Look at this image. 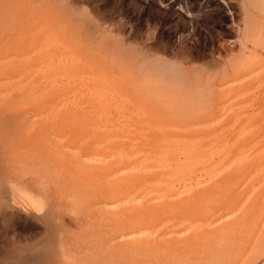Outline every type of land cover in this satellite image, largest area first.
I'll list each match as a JSON object with an SVG mask.
<instances>
[{
  "label": "rangeland",
  "instance_id": "1",
  "mask_svg": "<svg viewBox=\"0 0 264 264\" xmlns=\"http://www.w3.org/2000/svg\"><path fill=\"white\" fill-rule=\"evenodd\" d=\"M263 200L264 0H0V264H264Z\"/></svg>",
  "mask_w": 264,
  "mask_h": 264
},
{
  "label": "bare ground",
  "instance_id": "2",
  "mask_svg": "<svg viewBox=\"0 0 264 264\" xmlns=\"http://www.w3.org/2000/svg\"><path fill=\"white\" fill-rule=\"evenodd\" d=\"M258 170V169H257ZM262 170V169H261ZM260 175H261V173H260ZM254 176V175H253ZM256 177V176H255ZM211 195V194H210ZM210 197V196H209ZM211 197H212V195H211ZM203 199H205V197L203 198ZM210 199V198H209ZM261 202V201H260ZM262 206L264 207V200H263V202H262ZM262 208V207H261Z\"/></svg>",
  "mask_w": 264,
  "mask_h": 264
}]
</instances>
